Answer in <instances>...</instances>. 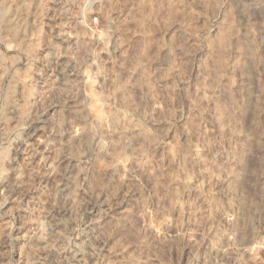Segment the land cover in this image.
<instances>
[{
    "label": "rangeland",
    "instance_id": "rangeland-1",
    "mask_svg": "<svg viewBox=\"0 0 264 264\" xmlns=\"http://www.w3.org/2000/svg\"><path fill=\"white\" fill-rule=\"evenodd\" d=\"M0 264H264V0H0Z\"/></svg>",
    "mask_w": 264,
    "mask_h": 264
}]
</instances>
